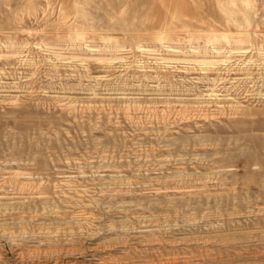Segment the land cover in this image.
<instances>
[{"label": "rangeland", "instance_id": "rangeland-1", "mask_svg": "<svg viewBox=\"0 0 264 264\" xmlns=\"http://www.w3.org/2000/svg\"><path fill=\"white\" fill-rule=\"evenodd\" d=\"M0 264H264V0H0Z\"/></svg>", "mask_w": 264, "mask_h": 264}]
</instances>
